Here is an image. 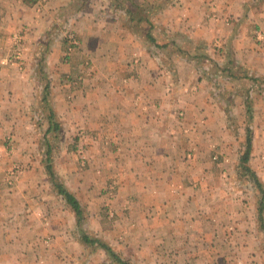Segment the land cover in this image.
Returning <instances> with one entry per match:
<instances>
[{"label":"crops","instance_id":"1","mask_svg":"<svg viewBox=\"0 0 264 264\" xmlns=\"http://www.w3.org/2000/svg\"><path fill=\"white\" fill-rule=\"evenodd\" d=\"M36 1L0 0V63L10 51V41L12 43L16 34L24 33L31 50L37 48L42 34L52 30L51 26L54 29L57 15L68 20L71 14L77 20L74 23L80 45L69 62L60 61L62 44L59 41L54 42L48 55L54 85L53 106L72 130L82 128L97 135L116 136L114 141L119 145L96 154L93 161L96 166L89 168L90 179L84 178V188L93 192L102 187L108 169L113 166L124 170L114 203L119 216L114 231L135 236L134 244L131 243L135 257L146 254L147 264H264L262 229L252 226L253 213L250 205L246 206L249 201L238 203L235 199L232 181L233 171L238 170L237 157L242 142L237 149L235 134L229 133L231 126L228 121L225 124V116L230 115L227 111L234 104H242L241 98H224L228 108L225 112L222 103L211 96L213 85L207 73L179 57L176 60L182 68L160 63L116 18L86 19L84 10L70 11V0H45L46 5L38 17ZM220 1L224 0H179L175 6L168 4V7L171 12L178 8L176 11H180L181 16L182 11L188 12V19L177 18L179 25L193 37L202 39L205 52L216 60L229 56L226 47L231 40L229 35L236 33L230 43L233 50L247 52L252 62L257 59L262 64L259 70L264 74V44L248 43L246 38L239 43L241 34L237 33L236 26L216 23L219 15L211 13L213 8L241 13L246 7L264 17V4L254 8L251 0H225L223 4ZM235 1H241L240 5ZM192 21L200 26L193 31L183 26ZM260 25L264 26V18L260 19ZM82 58L91 60L90 72L87 70L88 76L75 90L62 80L61 70L81 71L84 69V66L81 68ZM21 64L0 65V125L13 123L15 117L19 123L27 119V104L23 99H28L31 80L27 69L22 72ZM224 88L230 92L235 89L225 85ZM71 89L75 97L66 100ZM260 100L255 98L258 118L251 132L249 165L264 185L261 157L264 153V99ZM16 106L23 107V114L15 113ZM181 110L185 116L178 119ZM189 124L192 134L185 136L181 132L189 129ZM23 134L31 133L23 127ZM119 146L121 151H118ZM191 149L198 150L199 154H194L197 160L189 162L184 153ZM214 153H219L216 160ZM117 154L119 158L114 159ZM191 181L198 183L197 189L188 185ZM34 184L33 180L22 179L7 194L11 221L21 219L23 205L37 208L38 203H33L30 193L32 188L38 187ZM23 189L30 191L23 194ZM237 204L240 207L237 208ZM241 205L246 208L239 210ZM18 222V228L6 229L17 237L9 244L7 259H11L12 264H44L41 257L28 255L29 251L40 250L42 246L36 248L35 243H27L26 249L23 232L31 234L32 231ZM139 235L148 236L147 245L139 244ZM5 256L0 254V259Z\"/></svg>","mask_w":264,"mask_h":264},{"label":"rangeland","instance_id":"2","mask_svg":"<svg viewBox=\"0 0 264 264\" xmlns=\"http://www.w3.org/2000/svg\"><path fill=\"white\" fill-rule=\"evenodd\" d=\"M45 0H37L36 13L38 17L43 11V6L46 5ZM48 1V0H47ZM74 0H70L69 4ZM118 0H89L88 4L84 8L83 16L86 19H115L114 16L119 14L115 12L116 2ZM179 0H172L163 6V0H158L159 5L161 6L158 11L150 14L149 18L152 20L155 28L153 29V34L156 36L158 41H163L164 39L170 40L175 39L177 43L183 47L190 50L193 49V45L201 44L202 39L193 37L194 35L190 32H187L186 28H182L179 25L180 20L177 19L180 17L188 19L186 11H182L183 15L181 16L180 11L173 10L174 12L169 11L168 4H174ZM221 4L225 2L220 1ZM237 2V1H235ZM241 1H238L236 4L240 5ZM248 2V0H246ZM75 3L72 4V8L75 7ZM78 4V3H77ZM156 4V3H155ZM243 4V3H242ZM163 6V7H162ZM172 6L170 8L172 9ZM179 10V9H178ZM231 10V9H230ZM225 10H216L213 8L211 10L212 14L218 16V21L221 25L233 24L238 29L237 33L241 34V37L238 39L239 43H242V39L246 38L249 42L263 43V40L257 39V34L259 31L264 30V26H258L260 24L261 17L259 12L255 10H248L245 7V10L240 12H224ZM186 13V15H185ZM235 13L240 14L239 16H234ZM99 15L100 17H97ZM205 14L201 18L200 25L205 19ZM70 19L66 20L65 17L56 18V26L52 30H47L44 34L39 37L40 42L37 45V48L30 50V45L26 43L24 38V33H19L13 36L12 43L10 41V51L7 53L5 60L2 59L0 65L8 64H21L22 72L25 69L28 70L29 75L27 77L31 80L29 88L31 89L28 96V99H23V103L26 100V116L27 119L24 122L19 123L15 118H12L14 121L9 125H0V254H5V259H0V264H12V260L8 258V249L10 243H14V239H17L15 233H10L6 231L8 227L18 228L20 226V221L22 226H28L32 233L23 232V244L27 243L36 244V248L40 250L29 251L28 255L41 257L44 264H120L117 260H112L103 249L98 246L87 245L82 241L80 235L83 232H86L91 237H97L101 242L108 244L115 252L129 262V264H147L146 254L138 255L135 257V252H132L131 243L134 244L135 236L128 234L122 235L115 233L114 226L116 224L119 216L117 215L114 203L119 188L122 186V180L120 175L124 174V170L120 168L111 167L108 169V176L104 179L103 186L99 187L93 192L85 190V179H90L88 170L92 166H96L93 161H95L96 154H102L104 150H110L114 145L117 144V141H114L116 136L112 134H93L91 131H87L82 128H76L72 130L66 118H62L56 108L53 106L52 92H53V80L51 78V68L48 65V55L52 49L54 42H61L62 53L60 61L62 63H68L69 58L76 50L79 49L80 45V35L76 31V23H74L75 18L73 15H69ZM233 17V18H232ZM174 22V23H171ZM179 21V22H178ZM54 22V21H53ZM189 24V22H188ZM196 22H191L189 25L184 24L183 26L189 27L190 31H193L200 25H195ZM256 26H258L256 28ZM146 26L142 28L144 31ZM236 34V33H235ZM229 35L231 40L227 43L226 47L228 48V55L233 56V61L237 64L242 72L252 73L260 72L259 67L262 64L255 60L252 62L249 58L247 52L238 53L233 50V45L230 44L233 42V37ZM48 42V43H47ZM225 45V44H224ZM147 49V48H146ZM204 49V48H203ZM202 49V50H203ZM167 49H161V52L165 56L166 60H169L170 63L175 64L177 68H182L181 64L176 60L178 57L177 53L165 51ZM201 51V50H199ZM205 51V49H204ZM17 52H20V55H17ZM207 52V51H206ZM237 55H236V54ZM228 56H226L227 58ZM218 60L220 64L227 61V59ZM89 58L81 59V68L84 66V69L73 73L72 71H63L61 74L62 80L68 84L70 87H75V90L79 88L84 79L88 76ZM204 69L207 67L201 65ZM212 68V67H209ZM216 77L218 83L224 87H238L248 84L245 79H230L229 77H224L221 72H218ZM263 74V73H262ZM87 75V76H86ZM22 79H25V76H22ZM62 82V81H61ZM232 83V84H231ZM25 87V85L23 84ZM47 86V106L53 110L55 113L56 120L61 124V130L56 134L49 133L44 134L47 127V118L44 112V107L41 104L40 97H42V88ZM74 89H71L69 93L66 94L65 99L70 100L75 97V94L72 92ZM256 99H264V95L255 94L253 95V106L251 110V116L248 117V114L245 111V108L242 104H234L233 107L229 108L230 115H226V122H229L231 126L230 134H235V140L237 141V149L241 142L244 140V127L247 123L250 125L252 132L257 123V114L256 111ZM258 104V103H257ZM17 108L15 113L23 114V107ZM182 113H178V119H182L185 116L183 110ZM1 115V114H0ZM235 118L234 122L233 119ZM250 119V120H248ZM182 121V120H180ZM178 121V122H180ZM187 130H182V134L185 136L187 134H192V128L190 127ZM23 127L27 128L31 134H23ZM239 137L241 141H239ZM95 142V143H94ZM116 142V143H115ZM126 147L129 145L124 144ZM104 147L105 149H102ZM242 149V147H240ZM239 148V149H240ZM50 151V158L45 160V153ZM98 150V151H97ZM115 153L117 150L114 148ZM120 150V146L118 147ZM216 152V151H215ZM194 154H199L198 150H187L184 153L185 160L192 161L197 160ZM219 153L213 154V159H218ZM252 155H250V158ZM264 162V153L261 155ZM114 159L119 158V154L113 156ZM249 158V160H250ZM224 160L228 161L227 158ZM51 166L53 172V180L62 183L67 189L74 192L77 198L85 207L86 211L84 218L81 222L80 228L77 227L76 217L73 211L65 205L64 201L59 195L56 194L54 187L52 186L51 179L46 170V164ZM91 163V164H90ZM229 164V163H228ZM226 165L228 168L230 165ZM250 164V162H249ZM99 165V164H98ZM117 169V170H116ZM95 172L97 170H94ZM234 178H232L233 188L235 190L236 197L235 199L238 203L241 201H249L246 205H250V210L253 213L252 215V226L260 227L262 229V242L264 237V206L262 212L259 213L258 201L260 194L257 192L255 187L244 178L239 169L233 171ZM87 176V177H86ZM233 177V175H232ZM85 178V179H84ZM225 182H227L228 176L224 175ZM23 180H33L36 185L35 188H32L31 191H23L28 193L30 191L33 196V203H38L37 208L35 205H23L21 214V219L11 221L9 217V205L7 202V194L16 186V184ZM40 182H39V181ZM42 182V183H41ZM224 182V183H225ZM34 184V185H35ZM42 184V187H40ZM263 184V183H262ZM188 185L197 189L198 183L191 181ZM24 186V185H23ZM79 190H75L78 189ZM90 197H93V203H90ZM100 197V199H99ZM30 206H34L32 209ZM241 209L246 208L241 205ZM212 207V206H207ZM240 207V204H237V208ZM208 208L205 209V213ZM19 214V209H17ZM260 215V217H259ZM118 228V227H117ZM139 244L147 245L148 236L139 235ZM16 243L19 245L18 241ZM31 245V244H30ZM35 247V245H34ZM57 249H54V248ZM25 250L23 254H25ZM206 255V253H205ZM22 263L26 261V258ZM146 260V261H145Z\"/></svg>","mask_w":264,"mask_h":264},{"label":"trees","instance_id":"3","mask_svg":"<svg viewBox=\"0 0 264 264\" xmlns=\"http://www.w3.org/2000/svg\"><path fill=\"white\" fill-rule=\"evenodd\" d=\"M75 2V7L72 8L71 6ZM88 2L89 0H74L70 4V11L75 13L80 10H84ZM168 2H172V0H163V6ZM251 3L254 8H258L264 4V0H251ZM115 4V12H118L119 14L114 16V18L119 20L122 28L128 30L129 32L133 33L136 37H138L142 41L143 45L147 48V50H149V52L155 55L156 59L160 63L165 64L166 66L169 65L167 63H170L169 60L165 59V56L161 52V49L165 48L167 49L165 51L177 53V57L193 64L200 72H205L208 74L209 81L213 85L211 96L222 103V107L225 112L228 108L226 103L224 104L223 102L224 98H233V96H239L241 98L245 111L248 114V117L250 118L251 109L254 104L253 95H264V74L259 72H242L239 68H237V64L235 63V61H233V57L231 55L226 58V62L220 64L218 60L210 57L204 51L202 43H198L196 44V46L193 45V49L190 50L188 48L181 47L175 39H164L161 42L158 41L156 36L153 34V29L155 28V26L152 20L149 18L150 14L158 11V9L161 7L158 3V0H118ZM144 26H146V28L144 31H142V28ZM171 65L173 66L175 64L170 63L169 66ZM201 65L207 68L204 69ZM218 72H221L224 77H229L234 80L245 79L248 84L244 86H238L234 89V91L230 92L218 83L216 79V77L219 75ZM46 89L47 86H44L42 88V97H40V101L44 107V112L46 114L48 122L44 134H56L58 131L61 130V124L56 120L55 113L53 112V110L46 105ZM251 132L252 129L247 123V125L244 127V140L241 144L242 149H239L237 157V167L239 169L240 174L244 178H246L247 181H249L250 184H252L257 190V192L260 194L257 207L260 213L262 212L264 206V185L259 180L256 172L249 165L250 151L252 145ZM44 157L45 160H48L50 158L49 149L45 153ZM45 167L51 179V184L54 187V190L56 191V194L59 195L64 201L65 205L73 211L76 217L77 227L80 228L81 222L84 218V214L86 211L85 207L77 198L74 192L67 189L62 183L53 180V172L48 162ZM80 238L87 245L98 246L99 248L103 249L112 260H117V262L120 264H129V262L118 256V254H116V252L108 244L101 242L97 237H91L86 232L82 231Z\"/></svg>","mask_w":264,"mask_h":264},{"label":"built area","instance_id":"4","mask_svg":"<svg viewBox=\"0 0 264 264\" xmlns=\"http://www.w3.org/2000/svg\"><path fill=\"white\" fill-rule=\"evenodd\" d=\"M257 39L258 40H263L264 39V30H261V31L258 32ZM17 55L19 56L20 52H17Z\"/></svg>","mask_w":264,"mask_h":264}]
</instances>
